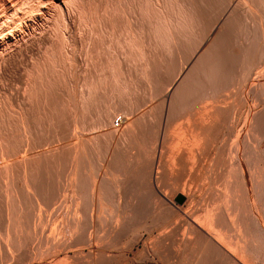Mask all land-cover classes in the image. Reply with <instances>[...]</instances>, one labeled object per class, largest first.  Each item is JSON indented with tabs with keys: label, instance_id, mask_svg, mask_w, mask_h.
Returning <instances> with one entry per match:
<instances>
[{
	"label": "bare ground",
	"instance_id": "1",
	"mask_svg": "<svg viewBox=\"0 0 264 264\" xmlns=\"http://www.w3.org/2000/svg\"><path fill=\"white\" fill-rule=\"evenodd\" d=\"M215 1L228 9L224 21L245 23L237 31L244 36L227 44L217 37L228 32L221 24L197 40L202 0H0V79L22 87L20 99L0 100V264H69L84 256L101 263L135 254L182 264V247L200 239L220 245V233L233 244V223L238 246L261 232V178L234 150L221 152L225 173L219 185L209 176L207 203L188 194L206 203V215L185 220L189 236L182 239V173L211 149L223 116L245 124L264 110L255 109L256 98L264 100V0H205ZM231 71L232 99L220 102ZM138 88L148 100L141 114ZM44 140L52 145L40 150ZM142 188L145 207L137 199ZM247 245L241 257L236 246L220 249L246 264Z\"/></svg>",
	"mask_w": 264,
	"mask_h": 264
},
{
	"label": "rangeland",
	"instance_id": "2",
	"mask_svg": "<svg viewBox=\"0 0 264 264\" xmlns=\"http://www.w3.org/2000/svg\"><path fill=\"white\" fill-rule=\"evenodd\" d=\"M201 3H202V22L199 23L200 25L198 24V33H197V37H196L197 40H202V41L205 40L209 36L210 29L213 28V29L216 30V29H218V26L220 27L221 24L225 25L228 28V32L224 33L223 35L222 34H218L217 37H219L221 39H224L227 44L231 43V41L235 37L244 36L243 34L240 35L239 33H237V31H241L240 30L241 28L243 29V26H244V29L241 32L246 30L245 23H243L240 19H238L236 17V18L230 19L229 20L230 22L228 20L224 21V20H226L224 18V16L226 17L227 11H228L227 7L224 4H220L217 1L208 4V3L205 2V0H202ZM221 5H222V7H220ZM221 10H223L224 12L221 11ZM217 14L219 16H217ZM235 33H237V35H235ZM182 59H183V66H182V71H183L182 75H183L187 71V68H188V66L190 64V58H189V56L187 57V54H186L185 56H183ZM29 60L30 59H29V56H28L27 58L24 59L23 62L27 63ZM18 68H20V67H18ZM176 70H177V66H174V65L171 66V70L170 71H171L172 74H175ZM18 71L19 72L17 74H15V76L16 75H20L21 73H23L22 72L23 70H21V69H18ZM232 72L233 71H231L229 73L230 75H229V81H228L227 85L224 86V87L223 86L220 87V91L218 92V97H217V99L220 102L228 103L232 99L231 94L235 90L234 87H235V79H236L235 73L234 72L232 73ZM2 81H4V80L0 79V83H1L0 84V92H1L0 100L5 101V102H7L9 104V103L13 102L12 98H13L14 95L20 99V93L22 92V87L20 88V85H18L15 82L9 83L8 81L7 82H2ZM165 85H166L167 88L169 87V85H167V84H165ZM3 88L6 89V91H3L4 90ZM170 88L171 87H169V89L167 90V93L171 92ZM15 90H17L18 92H16ZM137 90H139V92L138 91H137L138 93L136 92L137 93L136 96L137 97H141V98H138L139 99L138 100L139 103L137 102L138 105L136 107L137 110L135 109V114L136 113L137 114H141L142 112H144L143 111L144 109L145 110L147 109L146 107L148 106V100H147V98L144 95H142L143 91L141 90V88H138ZM8 92H10V93L12 92L11 93L12 95L8 94ZM138 94H139V96H138ZM101 101L103 102V100H101ZM202 101H201V103H202ZM256 101L258 102V105L256 106L255 109H258L259 107H264V100L260 101V99L256 98ZM102 102L100 104L104 105V102L103 103ZM180 116H181V112L179 113V111H177V112H175V113L170 115L169 120H168L169 130L174 126V124L177 122V120H178V118ZM230 117H231L230 115H225V116L222 117V119H221V121H220V123H219V125H218V127H217V129L215 131V136H214V138L211 141V144H210L211 147L209 146L211 149H209L207 152L202 154V157H201V160H200L201 162L199 163V165H197L194 169H192L191 172H189L188 170H185L182 173V191L184 193V194L183 193L182 194L183 195L186 194V198L184 196V200L185 201L182 200V239L185 236H189V230L187 228V225L184 223V221L188 220L189 218H192L193 221L194 220L195 221H201L202 219H200L199 216L203 215V214L206 215V210H204L203 212H200V211H202V209L204 208L203 205L207 201V198L209 197L207 195V193H206V191L207 190L209 191V189H210V187L208 185L209 182H210L209 176L213 175L212 177L218 180L217 181V180L214 179L215 185H217V183L219 185V183L222 182L221 181L222 180L221 177H223V174L225 173V167L220 165L222 168L224 167L223 169L222 168L220 169V166L218 164V160H219V157L221 156V152H224V151H226V153H230L231 151H234V150L239 151V152L242 151L244 153V155H245V157H244L245 168L248 171H250L251 173H254V174L258 175L261 178V183H262L261 184V189H260L261 203H262V212H261V214L262 215L264 214V110H262L260 114L255 116V118H253V121L251 123L246 122L245 124H243V120L242 119H239V120L235 121V119L232 120V117L231 118ZM184 118H185V116L182 115V120H183L182 122H184ZM117 119L118 118H116L114 120V125H116L115 121H117ZM247 124H248L249 127L247 126ZM256 130H258V131H256ZM155 131H156L155 128H151L150 130L147 131V140H146V145H145L146 146L145 147L146 148L145 151H146L147 154L150 153L151 142H152V138L154 137ZM223 132H225V133H223ZM40 133L42 135H45L46 132L44 133V131H43V132H40ZM85 134L87 135V134H89V132L87 131V133H85ZM222 134H224V135H222ZM46 135H47V133H46ZM221 135L223 137L226 136V138H223ZM41 137H44V136H41ZM221 138H223V139L221 140ZM42 143L43 144H41L40 148H39L40 150H47L52 145V143L50 144L49 141H47V140H44ZM237 144H238V146H236ZM217 145H218V147H216ZM231 147H232L233 150L231 149ZM237 147H238V149H237ZM217 148H218V150H217ZM228 148H230V149H228ZM228 155L229 154H227V156ZM208 156H210V157H208ZM208 162H210V163H208ZM203 164H205L204 166L206 168L203 167ZM200 165H202V166H200ZM200 167H201V169H200ZM209 169H210V172H209ZM219 172H221L222 174L219 173ZM203 176L206 177V179ZM201 177H203L204 179L203 178L201 179ZM218 178H220V179H218ZM207 180H209V181H207ZM61 184L62 183H60V186H61ZM197 185H198V187H197ZM196 188H197V190H196ZM200 188H201V190L198 191V189H200ZM142 189H143L142 191L137 193V199L140 202L139 203L140 206L141 207H145V205L147 204L149 199H148V195L146 194V192L144 190L145 188H142ZM195 191L197 193L201 194V196H202L201 199L203 198V200H205V202L202 201L201 199H198V198H195L194 200H190L189 199V195L188 194L192 193V192H195ZM205 195H207L206 196L207 198L205 197ZM199 200L202 201L201 204H200ZM57 202H58V200H56V203ZM206 203H205V205H206ZM166 214L170 215L169 212H166ZM262 218L263 219H262L261 232L259 230L258 231L257 230L253 231L254 235L251 234L250 235L251 237L249 236L251 238V240H250V238L246 239V241H245L246 244H245V242H243L244 245L241 244V245L238 246V242L241 241L239 239L240 237L238 235L239 228L236 226V223H233L231 226H229V228L231 229V232L228 231V233H231L232 235H234V236H236L238 238L231 240L233 242V244H232V243H230L228 241V239H226L227 241L225 240V238H224L225 236L223 237L222 234L220 235V233H218L217 236H218V238H220V245H222L223 247L228 248V250L231 247V245H233L231 248L236 246V247H234L235 249H233V251H235L234 252L235 255L238 254L236 256L241 257L242 250L240 249V246H245L246 247V245L248 243V245H247L248 249L247 250L249 252V255H248L246 264H264V262H262V261H264V221H263L264 220V215L262 216ZM232 231H233V233H232ZM229 235L230 234H228V236H226V237H229ZM252 236H253V238H252ZM200 240H202V242L200 241V242L194 244L192 248L190 247V248H187V249H183V247H182V264H239L237 260H234V258L230 256V254H228L224 250L222 251L220 249L221 248L220 245L214 244V243H210V242L206 243L203 239H200ZM237 240H238V242L236 243ZM240 243H242V241ZM32 245H33V243H32ZM245 247H241V248H244V250H245L246 249ZM136 249H138V248H136ZM249 250L251 251V253H250ZM253 250H254V253H253ZM135 255L133 256L134 258L132 257V258H130L128 260L127 259H119L118 258V259L113 260L111 262L110 261H104V262H101V263H97V262L94 263V261L91 260L89 257L85 258V256H84V257H81V258H75V259L70 260L71 262L69 261V264L70 263L71 264H93V263L94 264H170V263H165V262L161 261L159 259L161 257H159L158 255H155V254L152 255V259H150V260H145V259L141 260L140 256L138 254H135ZM84 258L87 259V261ZM73 260L75 261L74 263H73Z\"/></svg>",
	"mask_w": 264,
	"mask_h": 264
}]
</instances>
